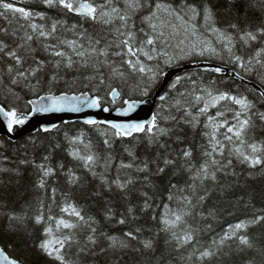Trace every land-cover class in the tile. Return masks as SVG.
I'll return each instance as SVG.
<instances>
[{
  "label": "snow or ice",
  "instance_id": "snow-or-ice-1",
  "mask_svg": "<svg viewBox=\"0 0 264 264\" xmlns=\"http://www.w3.org/2000/svg\"><path fill=\"white\" fill-rule=\"evenodd\" d=\"M37 3L43 10L0 0V18L9 25L0 28V121L6 132L23 128L38 113L113 110L105 103L119 102L115 112L126 119H85L83 123L99 134V142L85 131L64 132L67 155L87 176L63 163L52 165L59 142L39 163L35 158L21 160L33 167L34 187L42 195L32 216L27 211L0 212L7 217L8 232L31 235L29 220L33 228L41 227L36 247L49 264H88L89 257H119L130 250L155 254L161 239L164 250L156 264H212L235 255L246 257L243 264H264V242L251 233L264 228V208L248 210L255 207L253 192L229 202L233 207L244 202L243 218L203 239L220 219L219 204L244 189L248 179L264 177V135L257 136L264 133V87L241 91L239 86H222L227 84L222 78L205 82L202 75L187 70L169 78L170 70L199 61L212 65L204 72L225 74L230 66L239 81L255 75L264 86V0H227L223 12L212 0ZM249 11H258L260 17L252 19ZM61 84L80 85L86 91L57 95L53 89ZM162 85L156 111L138 118L141 106L149 104ZM58 128L53 124L39 130L51 133ZM31 143L39 147L35 140ZM117 143L128 157L118 163ZM141 146L143 151H138ZM237 167L247 172L244 184ZM0 172L22 175L19 168ZM57 173L68 185L60 192L59 204L58 189L49 183ZM88 177L97 182L89 196L104 201L105 222L126 225L137 219V212L162 208L159 218L150 216L159 224L154 235L140 239L141 228L122 235L104 231L101 220L73 202L72 190H84ZM135 193L142 197L138 205L132 203ZM115 194L126 202L127 215L117 216ZM156 196L167 203L157 205ZM45 198L51 201L47 215ZM52 205L61 215L52 214ZM0 264L24 262L0 247ZM108 264H119V258Z\"/></svg>",
  "mask_w": 264,
  "mask_h": 264
},
{
  "label": "trees",
  "instance_id": "trees-1",
  "mask_svg": "<svg viewBox=\"0 0 264 264\" xmlns=\"http://www.w3.org/2000/svg\"><path fill=\"white\" fill-rule=\"evenodd\" d=\"M212 2L221 10V12H223L227 0H212ZM13 4H15L16 6L25 7L26 9L43 10L37 3V0H14ZM238 10L243 13V11L245 10L244 5H238ZM249 16L252 19L257 20L260 17V13L258 11H249ZM71 22L74 21H70V23ZM8 26V22L3 18H0V28ZM13 26H15V22H13ZM203 69L204 68H193L187 71L196 72L202 75L205 82L210 79L220 80L222 78L223 80L227 81V84L222 86H226L229 88H236L237 86H239L241 91L253 88L251 85L245 82H241L235 77L225 76L224 74L204 72ZM68 79H71V74H69ZM247 80L254 81L259 84L258 79L255 75L249 77ZM233 81H235V83ZM260 86L264 87L262 85ZM82 90L86 91V89H83L80 85H77L75 88H68L63 84L53 89L56 94L61 93L62 91H67L69 93H79V91ZM21 95L25 94L22 92ZM153 95L151 97H153ZM159 103L160 102L157 101V106ZM104 105L110 106L107 103H105ZM117 106H121L119 102L116 105L110 107L114 108ZM79 131H85L92 138L93 142H99L100 140V136L96 131L90 129L88 125L79 122L61 124L58 130H55L51 133H43L39 130L36 133L26 135L18 140H12L6 136H0V144H2V146H0V168H19L20 172L22 173V175L17 176L14 172H0V212L8 211L21 213L27 211L29 216L35 214L36 208L38 207L37 197L41 196L42 193L37 191L34 187L36 176L33 167L31 165L20 164V161L35 158L37 163L41 162V157L51 151V146H54L57 142L61 144V147L55 149V151L53 152L51 160L52 165L55 167L59 163H63L66 169L76 168L81 175L87 176L86 173L78 168L71 157L67 155L66 151V149L68 148V144L64 139V132H68L69 135H73L78 133ZM262 135H264V133H257L258 137ZM196 139L197 141L200 140L199 132L196 133ZM33 140H35L36 144L39 145L38 148H34V146L32 145L31 141ZM138 151H143L142 146L140 149H138ZM5 157H7V159H5ZM116 158L117 163L119 162L120 158H123L125 160L128 159L127 155L123 153L122 147L119 143H117L116 145ZM237 171L243 172L240 182L241 184H244L245 180L247 179V172L241 167H237ZM88 180L90 181V183L84 190H72L73 202H75L78 206L83 207L86 213L91 214L97 219L101 220L104 231L114 235H122L125 231L141 228L142 232L139 233V238L144 239L152 237L158 230V220L153 221L150 219V216L152 214H155L159 218V215L162 212V208H156L154 213L152 210H149V212L147 213L137 212V219H129V222L126 225H118L115 223V221L110 223L103 221L104 201L101 199L90 198L89 193L97 182L91 181L90 177H88ZM49 183L52 186L57 187V203H61L62 196L60 195V192L68 190V185H66L64 177L57 173V177L55 178V180H51L49 181ZM158 183H164V181H158ZM244 192L254 193V198L252 199L251 203L255 207L249 208V211L257 212L261 208H264V177L257 176L254 179H248L247 186L244 189L238 188L235 195L229 196L225 201H222L219 204V207L222 210L220 219L218 222L213 223L214 231L212 233H206L203 236V239L205 241H207L210 236L215 235V233L220 232L222 229L226 228L229 223H234L238 219L243 218L244 202H240L239 206L236 207H233L229 202L235 201L236 197L238 195L244 194ZM150 194H152L151 191ZM105 199H107V196H105ZM247 199L248 197L245 196V200ZM112 200L114 207L117 210V216H119L121 212H125V215H127L125 211L126 202L121 199L120 195L115 194L112 197ZM132 203L134 205L142 203V197H140L139 193L133 194ZM155 203L159 205L162 203H167V201L162 200L159 196H156ZM50 204L51 201L45 198L46 215L48 214L47 206ZM52 208L53 215H61L58 207L52 205ZM224 209H230L234 213V215H228L227 211H224ZM28 229L29 232H31V235L24 231H20L14 234L9 233L7 217L0 215V246L4 247L5 251L12 257L22 260L24 264H49V261L41 256L36 247V244L42 238L41 227L37 226L33 228L32 222L29 220ZM251 233L254 236L258 237L259 242H264V228H254L251 230ZM136 246L138 247L139 245ZM163 250L164 245L163 240L161 239L157 243V250L155 254L145 253L142 255L141 253L130 250L124 254H121L119 257H109L105 255L97 256L95 258L89 257L88 264H108L109 260L114 261L117 258H119V264H156V261L159 260L160 254ZM165 257L167 259H171L167 256L166 252ZM245 259L246 257L235 255L232 257L223 258L222 260L213 261L212 264H243V261ZM172 264H177V261L173 260Z\"/></svg>",
  "mask_w": 264,
  "mask_h": 264
},
{
  "label": "water",
  "instance_id": "water-1",
  "mask_svg": "<svg viewBox=\"0 0 264 264\" xmlns=\"http://www.w3.org/2000/svg\"><path fill=\"white\" fill-rule=\"evenodd\" d=\"M210 66L212 65H207V64L200 63V62L186 63L183 69L177 68V69L170 70L169 78L172 77L173 74L182 73L184 70H190L193 68H205V67H210ZM230 70L231 68L226 66V74H229ZM231 75L234 76L233 73H231ZM169 78H165V81L167 82ZM244 82L257 89L262 88L258 83L254 81L245 80ZM164 90H165L164 86L162 85L154 93L153 97L149 98L150 100L149 104L141 106V108L139 109L138 118H148V116L152 112L156 111L157 101H158L156 97L159 94H161ZM59 94L60 93H58L57 95ZM69 94L71 95L73 93H69ZM76 94H79V93H76ZM104 107H110V106L104 105ZM115 108H112L113 110L108 111V112H104L102 110H97V109H85L82 112H59V113H47V114L38 113L36 116L32 118V120L29 121L28 124H26L23 128L18 129V131L14 133H7L6 128L3 126L2 121H0V136H6L12 140H18L26 135L36 133L37 131H39V129L42 126H51L53 124L60 126L61 124L73 123V122L83 123V121L88 118H95V119H100V120L126 119L124 117L118 116L115 112Z\"/></svg>",
  "mask_w": 264,
  "mask_h": 264
},
{
  "label": "flooded vegetation",
  "instance_id": "flooded-vegetation-1",
  "mask_svg": "<svg viewBox=\"0 0 264 264\" xmlns=\"http://www.w3.org/2000/svg\"><path fill=\"white\" fill-rule=\"evenodd\" d=\"M227 67H230V66H227ZM231 73H232V72H229V74H226V73H225L224 75H225V76H231V77H232ZM233 77H234V76H233Z\"/></svg>",
  "mask_w": 264,
  "mask_h": 264
},
{
  "label": "bare ground",
  "instance_id": "bare-ground-1",
  "mask_svg": "<svg viewBox=\"0 0 264 264\" xmlns=\"http://www.w3.org/2000/svg\"><path fill=\"white\" fill-rule=\"evenodd\" d=\"M14 0H11V2L13 3Z\"/></svg>",
  "mask_w": 264,
  "mask_h": 264
},
{
  "label": "rangeland",
  "instance_id": "rangeland-1",
  "mask_svg": "<svg viewBox=\"0 0 264 264\" xmlns=\"http://www.w3.org/2000/svg\"><path fill=\"white\" fill-rule=\"evenodd\" d=\"M8 2H11V1L8 0Z\"/></svg>",
  "mask_w": 264,
  "mask_h": 264
}]
</instances>
